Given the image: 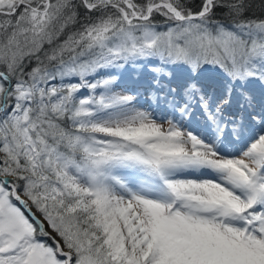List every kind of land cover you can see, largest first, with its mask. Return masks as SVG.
I'll use <instances>...</instances> for the list:
<instances>
[{"label": "snow or ice", "instance_id": "snow-or-ice-1", "mask_svg": "<svg viewBox=\"0 0 264 264\" xmlns=\"http://www.w3.org/2000/svg\"><path fill=\"white\" fill-rule=\"evenodd\" d=\"M0 264H264V0H0Z\"/></svg>", "mask_w": 264, "mask_h": 264}]
</instances>
